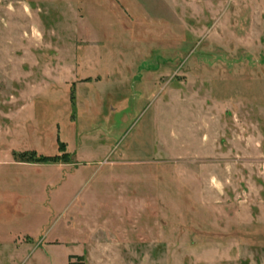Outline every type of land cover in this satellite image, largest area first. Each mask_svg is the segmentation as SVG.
<instances>
[{"label": "rangeland", "instance_id": "1", "mask_svg": "<svg viewBox=\"0 0 264 264\" xmlns=\"http://www.w3.org/2000/svg\"><path fill=\"white\" fill-rule=\"evenodd\" d=\"M0 264H264V0H0Z\"/></svg>", "mask_w": 264, "mask_h": 264}, {"label": "trees", "instance_id": "2", "mask_svg": "<svg viewBox=\"0 0 264 264\" xmlns=\"http://www.w3.org/2000/svg\"><path fill=\"white\" fill-rule=\"evenodd\" d=\"M16 158L20 161H27V162H46L49 160H56L57 156H49V155H37L35 151H24L19 154H15Z\"/></svg>", "mask_w": 264, "mask_h": 264}, {"label": "crops", "instance_id": "3", "mask_svg": "<svg viewBox=\"0 0 264 264\" xmlns=\"http://www.w3.org/2000/svg\"><path fill=\"white\" fill-rule=\"evenodd\" d=\"M42 243H43V242H41V244H42ZM22 246H29V244H28V243H27V244L24 243L23 245L21 244V246H18V248H21Z\"/></svg>", "mask_w": 264, "mask_h": 264}]
</instances>
